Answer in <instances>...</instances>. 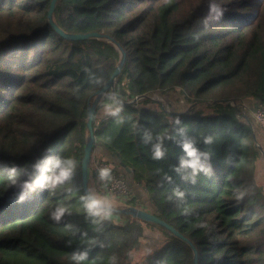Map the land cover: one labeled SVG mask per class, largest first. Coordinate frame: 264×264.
Here are the masks:
<instances>
[{"label":"trees","instance_id":"16d2710c","mask_svg":"<svg viewBox=\"0 0 264 264\" xmlns=\"http://www.w3.org/2000/svg\"><path fill=\"white\" fill-rule=\"evenodd\" d=\"M50 5L0 0V264H74L72 252L93 239L105 246L92 248L81 264H111L112 256L132 264L145 224L158 226L165 240L140 264H195L193 247L160 223L119 207L125 221L111 218L97 232L86 217L80 197L89 107L121 52L107 39L65 37L50 21ZM54 20L67 32L108 33L125 49L114 87L124 119L97 120L108 90L97 106L95 141L130 167L155 212L192 240L198 264H264V190L257 177L264 145L233 104L251 97L264 103V0H58ZM154 94L188 107L154 108ZM179 127L212 154L214 176L183 180L174 170L183 154L175 140L165 141L162 160L152 159L144 130L175 135ZM205 135L214 143L203 144ZM93 153L94 146L89 174L98 181ZM57 154L76 161L72 180L18 203L4 166L30 168ZM177 187L184 200H169ZM58 205L67 208L60 222L51 218Z\"/></svg>","mask_w":264,"mask_h":264},{"label":"clouds","instance_id":"9594fccd","mask_svg":"<svg viewBox=\"0 0 264 264\" xmlns=\"http://www.w3.org/2000/svg\"><path fill=\"white\" fill-rule=\"evenodd\" d=\"M105 99L108 101L103 104L104 114L108 117L116 118L118 122H123V101L119 99L118 93L110 91L106 94ZM175 125H180L181 121L176 118ZM143 143L148 145L151 150V157L154 160H162L166 155L165 141L175 140L182 150V155L178 158V164L175 166V172L185 181L195 184L197 177L203 173L211 178L215 175V170L212 164V154L202 150L196 139L188 134L186 127H179L175 135L156 134L151 130H144ZM202 142L205 145L214 143L212 135L202 137ZM47 151L51 152L49 148ZM76 161L69 157L60 155H46L38 158L30 168H24L19 165L4 166L3 170L7 174V179L11 188L16 189L15 199L18 203H22L30 193H34L37 189L41 191H55L62 185H65L72 180L76 170ZM112 178V170L108 167L98 169V179L102 183H107ZM171 181V177H166ZM70 193V189L67 190ZM243 194L237 195V199H242ZM185 193L178 187L169 195V200L183 201ZM80 201L86 217L91 224L96 226L95 231H102L105 221L111 220L113 214L117 211L118 205L113 198L108 195H102L98 192L89 190L80 197ZM187 211V210H186ZM67 213V208L63 205H58L52 212L51 218L56 222H60ZM206 227L207 225H201ZM69 246L71 242L69 241ZM104 247V243L98 240H91L89 245L83 248L76 249L72 252L71 260L74 264H81L89 256L90 251L94 247ZM111 264H118L117 257H111Z\"/></svg>","mask_w":264,"mask_h":264},{"label":"water","instance_id":"95a60500","mask_svg":"<svg viewBox=\"0 0 264 264\" xmlns=\"http://www.w3.org/2000/svg\"><path fill=\"white\" fill-rule=\"evenodd\" d=\"M58 0H51V5L49 8V18L50 21L53 23V25L67 38H72V39H83V38H89V37H97V38H103L107 39L111 42H113L120 50L121 52V59L116 67L115 71L113 72L112 76L109 78V80L97 91V94L89 107V116H88V127L90 130V139L88 140L86 147H85V154L83 157V162H82V172H83V184L85 191L91 190L89 187V165L91 162V155H92V150L95 142V134H94V118L96 115L97 111V106L99 102L101 101L103 95L108 91V90H113L116 84V79L121 73V70L123 68L125 58H126V51L123 48V46L120 44L118 40H116L113 36H111L108 33L104 32H99V31H89V32H67L61 29L59 25L55 22L54 20V10L56 7ZM120 164L126 168L128 172H131L130 167H128L124 162H120ZM124 210L128 213H131L133 216H136L142 220H147V221H152L156 223H160L170 229L174 234L177 236L183 238L186 240L194 249L195 252V264H198V251L195 246V244L192 242L190 238L185 236L183 233H181L179 230H177L173 225L168 223L166 220L161 218L156 212L147 210L142 207H137V206H129L124 208Z\"/></svg>","mask_w":264,"mask_h":264},{"label":"rangeland","instance_id":"374dc122","mask_svg":"<svg viewBox=\"0 0 264 264\" xmlns=\"http://www.w3.org/2000/svg\"><path fill=\"white\" fill-rule=\"evenodd\" d=\"M149 97L155 99V102L150 103L149 105L157 109H162L164 107L167 110H171L173 108H187L188 107L187 103H183L177 100L178 96L174 97V98H177L176 99L177 101L171 98L168 99L167 97H164L160 94H154ZM245 100L246 99H243L242 101L238 103L234 102L238 106L236 113L240 118L254 125L255 136L257 138V144L262 147L264 145V124L258 121L255 115V112L260 104V101L258 100L256 104L255 103L250 104L251 102H249L248 100L247 101ZM203 108L206 111L211 110V108L204 106V105H203ZM97 118H101V117L98 115ZM262 153H263L262 159L264 161V148L263 147H262ZM93 162H94V158H93ZM257 177L264 190V162L259 164V168L257 170ZM91 181L92 179L89 174V184H92ZM119 204L117 205L121 207L122 203L120 205ZM145 227L146 228L144 230V236L142 238V243L140 247L137 250H135L132 254V264H140V261L143 259L144 255L147 252L152 251L154 248L158 247L165 240V235L158 226L145 224Z\"/></svg>","mask_w":264,"mask_h":264},{"label":"crops","instance_id":"0c3cea01","mask_svg":"<svg viewBox=\"0 0 264 264\" xmlns=\"http://www.w3.org/2000/svg\"><path fill=\"white\" fill-rule=\"evenodd\" d=\"M249 101L251 102L250 104L252 103H255L258 101V99L256 98H246L245 101ZM98 115L101 117V118H98V121L100 119H102L103 117H106V115L104 114V111H103V108L99 109L98 111ZM93 156L94 158H97V157H104V158H107L109 160H111L113 162V164L121 171L123 172L126 177H127V180H128V185H129V188L130 190L132 191L133 195L136 196L137 198V202H138V205L142 208H145L147 210H150V211H153L155 212V206L152 204V202L150 201V196H149V193L147 192L145 186L142 184V183H139L137 181H135L134 179V175L132 172H128L121 164H120V161L119 159L117 158V156L112 153L104 144H102L101 142H98V141H95L94 142V153H93ZM92 184H90V189L92 191H96L100 194H102L100 191H99V188H98V181L97 179H92L91 181ZM104 195V194H102ZM115 200V199H114ZM115 202L117 204L120 203V201L118 200H115ZM122 203V202H121ZM120 203V204H121ZM119 204V205H120ZM120 206H118L117 210L119 209ZM126 206L124 205V203H122L121 205V208H125ZM112 219H114L115 221L117 222H123L125 221V218L119 214V212H115L113 214V217Z\"/></svg>","mask_w":264,"mask_h":264},{"label":"built area","instance_id":"2783aa9c","mask_svg":"<svg viewBox=\"0 0 264 264\" xmlns=\"http://www.w3.org/2000/svg\"><path fill=\"white\" fill-rule=\"evenodd\" d=\"M140 98H142V96H137L133 100H137ZM233 104L235 103L233 102ZM255 115H256L257 120L264 124V103L263 102L260 101V104L255 112ZM94 167L97 173H98V169L104 168V167H108L112 170V178L106 184L102 183L98 179L99 191L102 194L108 195L110 198H113L115 200H118L124 203L126 207H129V206L140 207L138 205L137 198L134 200V195L129 188L126 176L122 173H119L114 168V166L112 165L110 161L99 158V157L94 158ZM132 200H134V202L136 203L135 205L131 203Z\"/></svg>","mask_w":264,"mask_h":264}]
</instances>
